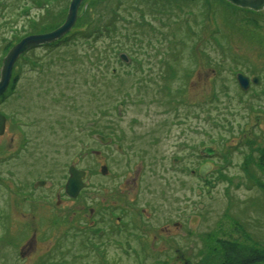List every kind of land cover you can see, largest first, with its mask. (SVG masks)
Instances as JSON below:
<instances>
[{
    "label": "rangeland",
    "instance_id": "rangeland-1",
    "mask_svg": "<svg viewBox=\"0 0 264 264\" xmlns=\"http://www.w3.org/2000/svg\"><path fill=\"white\" fill-rule=\"evenodd\" d=\"M71 1L0 0V65L62 26ZM82 8L59 43L19 57L0 97L17 117L0 135V264H264V10ZM237 74L257 83L243 91ZM71 165L85 172L77 199L64 194ZM204 165V180L191 174ZM127 203L126 219L149 226L130 250L107 211Z\"/></svg>",
    "mask_w": 264,
    "mask_h": 264
},
{
    "label": "water",
    "instance_id": "water-1",
    "mask_svg": "<svg viewBox=\"0 0 264 264\" xmlns=\"http://www.w3.org/2000/svg\"><path fill=\"white\" fill-rule=\"evenodd\" d=\"M230 5L241 8L244 10H250L253 12H261L264 10V0H225ZM83 0H72L67 17L62 26H60L57 30L37 36H29L25 39H22L21 42L13 46L8 54L2 61V67L0 68V97L6 92L12 75L13 66L20 56L27 53L30 49L36 47H43L54 42L62 40L67 34H69L74 28L76 21L79 17L84 14V8L79 11L80 5ZM120 59L123 62H127V57L124 54L120 55ZM237 82L239 87L243 91H247L249 89V78L238 74L236 75ZM253 84L257 83V78L251 79ZM4 118L0 115V135L3 132ZM95 139L99 141L101 144H108L110 140L105 139L102 136H96ZM203 153L211 156L214 152L210 149H204ZM210 166L204 165L199 169V175L204 177L209 171ZM102 175L107 174V168L105 166L101 167L100 170ZM69 178L65 184V193L69 198H76L79 192L84 188L85 184L82 182L85 178V172L79 171L75 168V166L71 165L68 170ZM44 183H36L34 187L42 186Z\"/></svg>",
    "mask_w": 264,
    "mask_h": 264
},
{
    "label": "flooded vegetation",
    "instance_id": "flooded-vegetation-1",
    "mask_svg": "<svg viewBox=\"0 0 264 264\" xmlns=\"http://www.w3.org/2000/svg\"><path fill=\"white\" fill-rule=\"evenodd\" d=\"M0 68H1V65H0ZM15 77L17 78V80H18V76L17 75H15ZM15 83H17V82H15ZM11 88V87H10ZM10 88H8L7 89V92L6 93H9V91H11L10 90ZM15 90V89H14ZM12 92V91H11ZM5 93V94H6ZM1 114V113H0ZM2 116H4V125H3V133L4 132H6L7 130H8V125H12L13 126V124L15 123V120H17V117H16V114L15 113H13V114H11V115H7V117L4 115V114H1ZM16 118V119H15ZM9 126V127H10ZM100 136H101V134H100ZM103 136V135H102ZM95 137V136H94ZM105 139H108V140H110L109 142H108V144L107 145H109V144H111L112 143V140L113 139H111L110 137H108V136H103ZM118 147V146H117ZM204 148V147H203ZM117 150H118V148H117ZM120 150V149H119ZM201 150L202 149H200V155H205V154H201ZM204 164H206V162L204 163ZM202 166H200L197 170H191L190 172H191V174L192 175H194V174H197L198 175V173H199V169L201 168ZM107 168V167H106ZM199 179H205V176L204 177H200L199 176ZM67 180H68V178H67ZM67 180H66V182H67ZM84 184H85V186H84V189L83 190H85V187H86V183H85V181H84V179H83V181H82ZM64 194H65V196H66V193H65V188H64ZM82 194V191H80L79 192V194L77 195V197H76V199L77 198H79V196ZM60 196V195H59ZM58 196V197H59ZM58 201H60V200H58ZM125 207H123V210H119L120 212H118V214H116L115 213V211H111V210H107L109 213H110V217L111 218H114V220H115V226H118V228H120V230L117 232V233H122L123 234V238H122V241H117L116 243H117V245L119 246V247H121V246H124L125 245V247L126 248H128V250H130V249H132L133 247H132V242H130V240H136V241H140V236H139V231H138V227L140 226L141 228H145V227H149V226H147L146 224H145V222H144V220H142L141 221V219H143V217H141L142 215L141 214H139L138 215V217H139V219H138V217L136 216V219L134 218H132V219H126L127 218V215H128V211H127V209H128V203L127 204H125L124 205ZM96 209H94V211H96L99 207H95ZM107 208H108V205H107ZM127 208V209H126ZM144 211V210H143ZM143 211H141V213L143 212ZM115 214V215H114ZM93 221H95V219H93L92 220V223H95V222H93ZM106 222H107V224H108V218L106 219ZM136 222H138V225H136ZM144 224V225H143ZM178 224H174V228H178ZM91 229V231H92V233H93V235H95V237L94 238H97L98 239V237H97V235L94 233V231L93 230H95L94 228H90ZM137 229V232H135V230ZM152 229V228H151ZM96 231V233H97V230H95ZM102 234L103 235H110V234H113V233H115V232H113V233H110L109 232V229H106V228H103V230H102ZM116 233V234H117ZM142 233H144V232H142ZM98 234V233H97ZM145 234V233H144ZM98 240H100V239H98ZM94 242H96V244H97V247L99 246V242H97V240L96 241H94ZM135 242V241H134ZM184 264H187L186 262H184Z\"/></svg>",
    "mask_w": 264,
    "mask_h": 264
},
{
    "label": "bare ground",
    "instance_id": "bare-ground-1",
    "mask_svg": "<svg viewBox=\"0 0 264 264\" xmlns=\"http://www.w3.org/2000/svg\"><path fill=\"white\" fill-rule=\"evenodd\" d=\"M239 9V8H238ZM68 12V11H67ZM203 149H207L206 147H204ZM203 149L201 150V154H205V153H203ZM209 149V148H208ZM214 152V151H213ZM214 153H216V152H214ZM213 153V154H214ZM206 155V154H205Z\"/></svg>",
    "mask_w": 264,
    "mask_h": 264
},
{
    "label": "trees",
    "instance_id": "trees-1",
    "mask_svg": "<svg viewBox=\"0 0 264 264\" xmlns=\"http://www.w3.org/2000/svg\"><path fill=\"white\" fill-rule=\"evenodd\" d=\"M112 1H114V0H112ZM77 34L80 35L81 33L77 32ZM78 37H79V36H78Z\"/></svg>",
    "mask_w": 264,
    "mask_h": 264
}]
</instances>
